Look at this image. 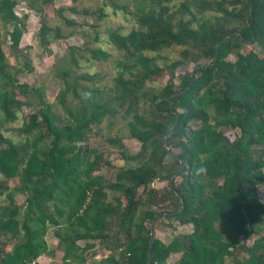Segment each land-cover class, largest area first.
Instances as JSON below:
<instances>
[{
    "label": "trees",
    "instance_id": "trees-1",
    "mask_svg": "<svg viewBox=\"0 0 264 264\" xmlns=\"http://www.w3.org/2000/svg\"><path fill=\"white\" fill-rule=\"evenodd\" d=\"M116 2L137 23L110 34L122 53L113 83L102 87L105 75L83 70L84 62L107 63L113 52L67 45L56 71L67 112L60 122L42 89L18 78L25 25L17 1L0 0L17 62L10 65L0 29V264H33L58 251L62 264H87L98 253L104 257L92 264H148L151 225L160 214L153 208L166 202L171 208L162 217L193 230L170 242L154 237L151 264H264V0ZM71 33L43 16L42 45ZM174 47L180 59L159 66L154 54ZM189 64L201 67L176 75ZM165 72L169 81L154 86ZM24 106L34 112L17 129L24 136L17 143L1 128ZM118 114L141 150L127 155L121 138L107 139L127 161L113 183L95 174L103 155L87 143L93 126ZM220 129L234 131L233 139ZM156 180L167 187L153 189ZM49 230L59 240L53 248Z\"/></svg>",
    "mask_w": 264,
    "mask_h": 264
},
{
    "label": "rangeland",
    "instance_id": "rangeland-1",
    "mask_svg": "<svg viewBox=\"0 0 264 264\" xmlns=\"http://www.w3.org/2000/svg\"><path fill=\"white\" fill-rule=\"evenodd\" d=\"M17 5L15 11L25 25L23 35L19 46V60L21 71L18 78L21 82H28L37 88H41L44 93V100L53 103L54 109L60 115V122L66 119V110L59 102L58 95L62 89V79L57 76V66L59 60L64 55V48L69 44H75L81 47H103L107 51L113 52L112 57L107 63H86L84 62L83 70L92 71V73L100 72L106 76V79L101 83L102 87H109L113 83V78L116 76V62L120 59L122 53L115 49L110 41V34L113 30L118 29L122 33H127L136 25V20L129 12L123 9H115V2L119 4L127 0H54L51 3H45L44 0H16ZM74 7L77 11H73ZM116 7H119L116 5ZM43 8V11H41ZM135 9V4L130 3V7ZM62 11V13H61ZM86 11L91 14H86ZM75 21L74 25L66 23L63 16ZM104 15V16H102ZM43 16H46L48 22L55 26L62 27V33H70V36L64 40H59L45 46L41 44L39 32L43 23ZM1 21V20H0ZM0 29L3 38V47L7 55L10 65H17L16 59L11 53V40L5 39L6 28L0 22ZM97 37V41L93 40ZM68 43V44H67ZM157 56V63L164 67L171 65L173 62L180 59V48L174 47L162 51ZM28 63L29 67H27ZM18 65V66H19ZM193 64H189L186 68H179L176 75L186 71H192ZM170 79V74L165 72L163 78L154 84L160 87L165 85ZM179 79L175 78V83ZM149 85H151L149 83ZM153 85V84H152ZM34 112V108L24 106L19 112L18 119L14 123H7L2 126V130L15 142L23 141L24 136H20L18 128L22 127L25 122L29 121V115ZM13 127L16 130L13 131ZM91 137L88 141L90 148L98 150L99 154L103 155L100 163V170L95 174L103 175L107 181L115 182L117 173L123 166L127 167L126 159L122 156V149L112 147L108 144L107 139L110 137H119L125 145L127 155H137L141 150V143L129 137L127 121L122 119V114H118L113 118H104L102 124L93 126ZM223 130V134L233 139L234 131L230 129ZM95 156H92V160ZM129 162V161H128ZM131 165H136L137 161H130ZM168 182L155 181L152 184L153 189L162 190L167 187ZM10 189L17 186L15 181L9 183ZM143 189L140 190L142 192ZM25 198L22 196L16 197V203L23 204ZM171 208L169 203H163L153 209L157 212H166ZM152 229V225H151ZM193 230L191 224H181L177 220H167L164 217L159 218L154 224V237L163 242H170L175 235L188 233ZM152 231V230H151ZM50 246L55 247L59 240L55 237L53 230H49L46 236ZM243 240L242 236L240 238ZM254 238H248L247 243L252 244ZM84 245V242H81ZM94 253V251H88ZM104 257L103 253H98L96 256H89L87 264H92L93 261H99ZM228 259L226 264H231ZM33 264H62V252L58 251L55 256H42Z\"/></svg>",
    "mask_w": 264,
    "mask_h": 264
},
{
    "label": "water",
    "instance_id": "water-1",
    "mask_svg": "<svg viewBox=\"0 0 264 264\" xmlns=\"http://www.w3.org/2000/svg\"><path fill=\"white\" fill-rule=\"evenodd\" d=\"M248 17V16H247ZM225 39H228V37L227 38H225ZM219 47L217 48V50H216V54H215V59L213 60V62L214 61H216V59H217V55H218V53H219ZM201 67V65H198V66H195L194 68H193V70H192V74L194 75V73H195V71L198 69V68H200ZM165 99V98H164ZM158 103H159V101L158 102H156V108L158 107ZM172 133V130H170V132H169V134H168V137H169V135ZM166 144H167V141H166ZM185 170V166H184V164H183V162H181V172H183ZM174 179V178H173ZM171 185H173V180H172V183H171ZM183 208H184V204H183V207H182V209L181 210H183ZM180 211H177V212H174V213H171V214H177V213H179ZM164 214H166V213H161V214H159V215H157L156 217H155V219L153 220V222H152V231H151V237H150V249H149V263L148 264H151L152 263V251H153V242H154V224H155V222H156V220H158L160 217H162Z\"/></svg>",
    "mask_w": 264,
    "mask_h": 264
}]
</instances>
